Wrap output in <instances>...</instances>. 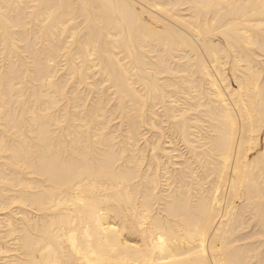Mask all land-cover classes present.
<instances>
[{
  "label": "bare ground",
  "instance_id": "bare-ground-1",
  "mask_svg": "<svg viewBox=\"0 0 264 264\" xmlns=\"http://www.w3.org/2000/svg\"><path fill=\"white\" fill-rule=\"evenodd\" d=\"M0 264H264V0H0Z\"/></svg>",
  "mask_w": 264,
  "mask_h": 264
}]
</instances>
